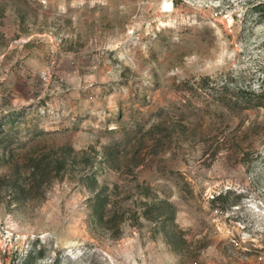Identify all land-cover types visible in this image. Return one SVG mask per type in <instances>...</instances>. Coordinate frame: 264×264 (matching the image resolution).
Segmentation results:
<instances>
[{
    "label": "rangeland",
    "instance_id": "1",
    "mask_svg": "<svg viewBox=\"0 0 264 264\" xmlns=\"http://www.w3.org/2000/svg\"><path fill=\"white\" fill-rule=\"evenodd\" d=\"M264 0H0V264H264Z\"/></svg>",
    "mask_w": 264,
    "mask_h": 264
},
{
    "label": "trees",
    "instance_id": "2",
    "mask_svg": "<svg viewBox=\"0 0 264 264\" xmlns=\"http://www.w3.org/2000/svg\"><path fill=\"white\" fill-rule=\"evenodd\" d=\"M261 8L259 9L260 10V12H261V17L263 18V20H264V3H263V5L262 6H260Z\"/></svg>",
    "mask_w": 264,
    "mask_h": 264
}]
</instances>
